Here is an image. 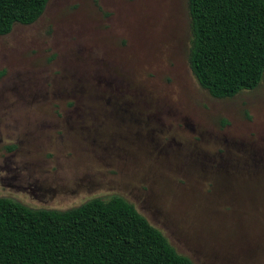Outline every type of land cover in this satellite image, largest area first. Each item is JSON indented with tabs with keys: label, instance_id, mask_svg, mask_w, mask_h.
Returning <instances> with one entry per match:
<instances>
[{
	"label": "rangeland",
	"instance_id": "obj_1",
	"mask_svg": "<svg viewBox=\"0 0 264 264\" xmlns=\"http://www.w3.org/2000/svg\"><path fill=\"white\" fill-rule=\"evenodd\" d=\"M189 0H50L0 36V198L122 197L196 264H264V80L216 99Z\"/></svg>",
	"mask_w": 264,
	"mask_h": 264
},
{
	"label": "trees",
	"instance_id": "obj_2",
	"mask_svg": "<svg viewBox=\"0 0 264 264\" xmlns=\"http://www.w3.org/2000/svg\"><path fill=\"white\" fill-rule=\"evenodd\" d=\"M49 1L0 0V36L35 24ZM189 12L188 61L199 85L216 99L258 89L264 80V0H189ZM0 264L196 263L134 204L113 197L67 211L0 198Z\"/></svg>",
	"mask_w": 264,
	"mask_h": 264
}]
</instances>
